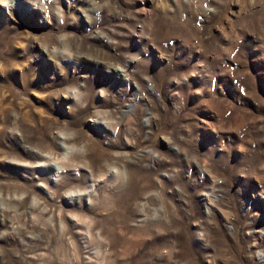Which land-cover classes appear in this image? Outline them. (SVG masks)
Instances as JSON below:
<instances>
[{
  "label": "rangeland",
  "instance_id": "obj_1",
  "mask_svg": "<svg viewBox=\"0 0 264 264\" xmlns=\"http://www.w3.org/2000/svg\"><path fill=\"white\" fill-rule=\"evenodd\" d=\"M0 264H264V0H0Z\"/></svg>",
  "mask_w": 264,
  "mask_h": 264
},
{
  "label": "bare ground",
  "instance_id": "obj_2",
  "mask_svg": "<svg viewBox=\"0 0 264 264\" xmlns=\"http://www.w3.org/2000/svg\"><path fill=\"white\" fill-rule=\"evenodd\" d=\"M39 10V9H38ZM41 11H43V10H41ZM45 49V48H44ZM54 50V52H49V51H47L48 52V55H49V57L51 56V58H52V56L54 57L55 55H56V53L58 52V51H55V49H53ZM45 52V51H44ZM57 56V55H56ZM59 56V55H58ZM55 58V57H54ZM8 67V66H7ZM31 76H34L33 75V73H31L30 74ZM29 75L26 73V72H23V77L25 78V80L27 79V77H28ZM28 81H30V82H32V81H34V79H32L31 77H29L28 79H27ZM36 84V83H35ZM151 91H153V88L152 87H150L149 88ZM75 94V93H74ZM73 94V95H74ZM75 96V95H74ZM74 96H72L71 95V93H69V92H67L65 95H64V97L67 99V100H71L72 98H74ZM76 98V97H75ZM135 98H141V95H140V93H136V95H135ZM7 100V99H6ZM78 100V99H77ZM77 103H79V102H77ZM24 106V105H23ZM133 106V104H131V105H129V107H132ZM16 107V106H15ZM21 108V107H20ZM25 108V107H24ZM24 108L22 109L21 108V112H22V119L24 120V119H26V118H28V117H30V115H29V113H27V112H24ZM18 109V108H17ZM28 111V110H27ZM41 116V115H40ZM41 118V117H40ZM43 119V118H42ZM99 121H97V123L96 124H98V125H101V123H98ZM15 124H17V118L15 119ZM16 131H17V126L14 128V130H13V134H16ZM64 140H65V142L67 141V140H69V139H71L70 137H64L63 138ZM35 153V152H34ZM20 164V163H19ZM71 195H74V194H71ZM208 207H210V206H208ZM208 207H207V209H208Z\"/></svg>",
  "mask_w": 264,
  "mask_h": 264
}]
</instances>
